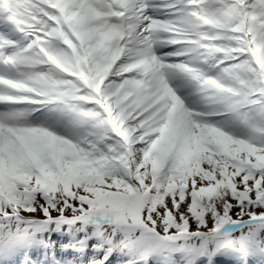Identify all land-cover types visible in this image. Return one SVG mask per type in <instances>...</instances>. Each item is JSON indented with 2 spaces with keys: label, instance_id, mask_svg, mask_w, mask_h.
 I'll list each match as a JSON object with an SVG mask.
<instances>
[{
  "label": "snow or ice",
  "instance_id": "snow-or-ice-1",
  "mask_svg": "<svg viewBox=\"0 0 264 264\" xmlns=\"http://www.w3.org/2000/svg\"><path fill=\"white\" fill-rule=\"evenodd\" d=\"M264 264V0H0V264Z\"/></svg>",
  "mask_w": 264,
  "mask_h": 264
},
{
  "label": "rangeland",
  "instance_id": "rangeland-1",
  "mask_svg": "<svg viewBox=\"0 0 264 264\" xmlns=\"http://www.w3.org/2000/svg\"><path fill=\"white\" fill-rule=\"evenodd\" d=\"M218 264H228V259L221 257L218 259Z\"/></svg>",
  "mask_w": 264,
  "mask_h": 264
}]
</instances>
